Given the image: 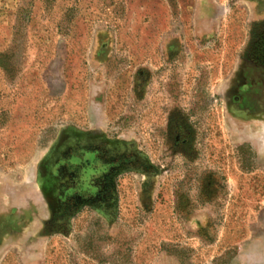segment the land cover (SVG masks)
Segmentation results:
<instances>
[{"label": "rangeland", "instance_id": "rangeland-1", "mask_svg": "<svg viewBox=\"0 0 264 264\" xmlns=\"http://www.w3.org/2000/svg\"><path fill=\"white\" fill-rule=\"evenodd\" d=\"M0 264H264V0H0Z\"/></svg>", "mask_w": 264, "mask_h": 264}]
</instances>
